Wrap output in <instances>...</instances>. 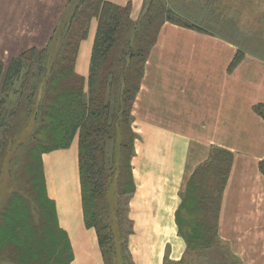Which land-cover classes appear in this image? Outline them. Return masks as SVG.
Instances as JSON below:
<instances>
[{"label":"trees","instance_id":"1","mask_svg":"<svg viewBox=\"0 0 264 264\" xmlns=\"http://www.w3.org/2000/svg\"><path fill=\"white\" fill-rule=\"evenodd\" d=\"M95 19L86 80L76 62ZM63 22L44 47L31 46L7 63L0 56V94L8 95L19 83L11 108L0 100V128L19 149L14 153L23 161L26 184L24 195H12L1 209L0 264H69L72 246L48 198L42 156L70 147L77 135L85 224L96 230L106 264H133L127 245L131 229L121 227L118 236L115 219L123 214L122 199L135 190L133 106L146 63L166 22L209 30L162 0H146L138 20L131 3L78 0ZM242 59L238 52L229 70ZM254 109L264 118V103ZM233 159L232 151L212 147L181 192L176 222L189 251L207 254L221 242L218 222ZM260 168L264 171V160ZM165 264L188 263L167 256Z\"/></svg>","mask_w":264,"mask_h":264},{"label":"crops","instance_id":"2","mask_svg":"<svg viewBox=\"0 0 264 264\" xmlns=\"http://www.w3.org/2000/svg\"><path fill=\"white\" fill-rule=\"evenodd\" d=\"M109 1L131 3L134 18L141 15L146 2ZM6 2L0 0L3 19L12 14L4 7ZM97 25L93 20L77 57L76 70L86 80ZM41 29L45 36V28ZM13 35L9 28L4 36ZM22 51L24 48L10 56ZM236 52V45L211 31L171 22L163 25L133 106L139 140L132 206L136 229L173 227L180 194L195 168L208 159L212 147L228 149L234 159L222 198L219 233L244 264H264V171L260 168L264 118L254 109L264 103V59L247 55L231 71ZM78 148L76 136L70 147L46 154L49 194L57 203L61 227L73 244V264H105L96 234L84 220ZM66 151H70L69 156ZM54 153L64 155L61 161L55 160L56 168L50 161ZM162 256L151 260L152 264H163Z\"/></svg>","mask_w":264,"mask_h":264},{"label":"rangeland","instance_id":"3","mask_svg":"<svg viewBox=\"0 0 264 264\" xmlns=\"http://www.w3.org/2000/svg\"><path fill=\"white\" fill-rule=\"evenodd\" d=\"M77 1L78 0H7L6 4L2 3L4 7L8 8V11L10 10L12 13L9 15L8 12V18L6 19L0 17V53L4 61L7 63L11 58L10 55L21 48H24L25 50L33 45V43H36L38 47H44L49 39L55 35V30L60 29L64 23L63 21L69 18ZM162 2L168 7L175 8L176 12H179V15L184 19L187 18L190 22H194L195 24L213 32L217 36L219 35L222 39L236 45V54L242 52L243 59L247 55H253L264 59V0H162ZM10 3H12V6H9ZM139 17L132 18L138 20ZM42 27L45 28V36L43 35ZM9 28L13 29L14 35L12 38H5L7 36L4 35L9 33ZM17 87H19V83L15 84V87L11 89L8 95L5 93L0 94V100L3 99L6 101V108H11L17 100L18 95L15 94V89ZM132 126L137 134L134 142L135 155L131 160V172L135 183V190L133 193L122 199L123 214L118 219H115V230L118 236L121 227L124 229H131V233L127 237V245L132 263L152 264L153 262H151V260L155 259L158 261L163 253V264H165L167 256L169 257V260L173 262H179L182 259H186L188 264H244L222 238L221 242L207 254L195 250L189 251L187 249L186 240L179 234L176 222V212L174 214L173 227L166 228L159 227L158 225L154 228L147 227L140 230L136 229L132 201L137 190V182L134 175V158L137 154L136 143L137 140H139V133L135 130L134 120ZM2 130L3 128L1 127L0 214L1 209L4 207L3 205L8 199L14 194L21 193L24 195L26 188V184L23 182L25 177L24 164L23 161L16 158L17 155H15V153L19 154V149L9 141L7 136L5 137V135H3ZM4 141L6 142L4 143ZM75 149L76 147L72 151L75 152ZM66 152L69 156L70 151ZM49 153L46 152L42 156L44 171L45 156ZM62 156L64 155H61L60 153L52 154L50 161L56 163L53 168H56L58 164V161L55 160L59 158V161H61ZM45 181L48 198L55 203L57 219L61 227L58 217L57 203L49 194L46 173ZM113 200L114 197L112 198V201ZM124 202L127 203V206ZM11 213H9L10 218L12 217ZM120 221H122V223ZM61 228L66 232L69 238L67 231L63 227ZM92 229L98 240L96 230L94 228ZM69 240L72 246V256L69 264H73L75 250L70 238ZM180 252L182 253L181 255ZM10 264L14 263L11 262Z\"/></svg>","mask_w":264,"mask_h":264}]
</instances>
